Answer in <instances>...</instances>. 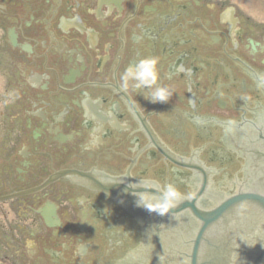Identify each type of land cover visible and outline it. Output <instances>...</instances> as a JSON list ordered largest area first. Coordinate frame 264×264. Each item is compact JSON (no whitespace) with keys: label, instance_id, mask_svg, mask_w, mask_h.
I'll return each instance as SVG.
<instances>
[{"label":"flooded vegetation","instance_id":"flooded-vegetation-1","mask_svg":"<svg viewBox=\"0 0 264 264\" xmlns=\"http://www.w3.org/2000/svg\"><path fill=\"white\" fill-rule=\"evenodd\" d=\"M145 57L166 103L122 84ZM148 178L264 213V3L0 0V264H126Z\"/></svg>","mask_w":264,"mask_h":264},{"label":"water","instance_id":"water-1","mask_svg":"<svg viewBox=\"0 0 264 264\" xmlns=\"http://www.w3.org/2000/svg\"><path fill=\"white\" fill-rule=\"evenodd\" d=\"M231 204L215 213H140L148 230L126 264H264V213H225Z\"/></svg>","mask_w":264,"mask_h":264},{"label":"clouds","instance_id":"clouds-1","mask_svg":"<svg viewBox=\"0 0 264 264\" xmlns=\"http://www.w3.org/2000/svg\"><path fill=\"white\" fill-rule=\"evenodd\" d=\"M159 60L157 57L140 58L134 65H129L121 74L122 84L125 88L131 87L137 91L147 90V99L151 103H166L172 95L169 87L162 85L160 81ZM16 96L12 91L3 94V103L15 102ZM152 179L148 178L139 181L143 190L134 193L137 206L143 207L149 212L157 213L160 216L167 215L176 207V202L183 195L174 183H166L159 190L151 188ZM146 196H158L159 201L156 206H151L146 200Z\"/></svg>","mask_w":264,"mask_h":264},{"label":"rangeland","instance_id":"rangeland-1","mask_svg":"<svg viewBox=\"0 0 264 264\" xmlns=\"http://www.w3.org/2000/svg\"><path fill=\"white\" fill-rule=\"evenodd\" d=\"M256 1H258V2H260V3H264V0H256Z\"/></svg>","mask_w":264,"mask_h":264}]
</instances>
